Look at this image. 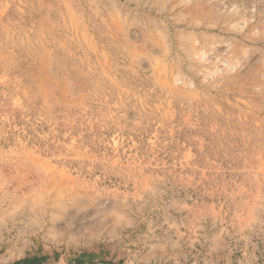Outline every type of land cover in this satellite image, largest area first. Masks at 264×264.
I'll return each mask as SVG.
<instances>
[{
	"label": "rangeland",
	"instance_id": "rangeland-1",
	"mask_svg": "<svg viewBox=\"0 0 264 264\" xmlns=\"http://www.w3.org/2000/svg\"><path fill=\"white\" fill-rule=\"evenodd\" d=\"M264 264V0H0V264Z\"/></svg>",
	"mask_w": 264,
	"mask_h": 264
},
{
	"label": "trees",
	"instance_id": "trees-1",
	"mask_svg": "<svg viewBox=\"0 0 264 264\" xmlns=\"http://www.w3.org/2000/svg\"><path fill=\"white\" fill-rule=\"evenodd\" d=\"M31 264H44V260L43 259H35L32 261ZM79 264H83V263H79Z\"/></svg>",
	"mask_w": 264,
	"mask_h": 264
}]
</instances>
